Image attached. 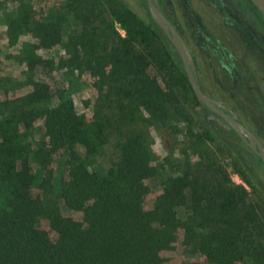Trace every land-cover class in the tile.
I'll use <instances>...</instances> for the list:
<instances>
[{
    "label": "rangeland",
    "instance_id": "rangeland-1",
    "mask_svg": "<svg viewBox=\"0 0 264 264\" xmlns=\"http://www.w3.org/2000/svg\"><path fill=\"white\" fill-rule=\"evenodd\" d=\"M88 1L91 8L94 7V18L91 17L94 25L91 26L103 27L106 33L89 30L97 31L86 38L94 48L86 51L88 67L74 78L70 98L84 122H96L98 125L99 147L92 159L94 171L100 173L111 169V166L115 169L122 162L128 165L130 172L128 175L122 172L114 179L123 190L112 189V185L108 184L97 195L89 189L76 193L72 191L68 195V204L73 208L71 215L51 210L52 228L43 219H37V226L47 232L48 239L59 247L65 240L73 241V246L67 251L70 254H85L88 264H205L204 257L194 249L190 253L187 249L184 251L187 240L196 241L199 238L191 220V217H196L197 208L201 205V200H195L197 191L207 193V185L208 188L215 185L218 178L223 182L227 179L229 186L214 191L211 187L212 195L213 192L223 191L236 199L238 192L244 198L245 209L248 205L253 208L257 216L262 217L260 226L264 227L260 188L246 182L248 177L239 161L219 141L194 139L193 135L204 127V121L201 122L196 114V106L183 79L169 63L168 57L172 59V54L166 56V49L162 51L156 42L150 53L147 45L127 36V30L113 21L111 15L107 14L103 20L95 10L97 0ZM39 4V12H44L45 16L48 8L58 2L41 0ZM129 9L142 21L140 8L132 5ZM3 31L4 27L0 24V107L6 98L5 107L11 111L12 97L26 88H14V81L19 80L25 63L6 59L5 54L13 55L16 49L4 50ZM35 32L37 30L21 31L19 36L27 40ZM53 49H38L36 52L43 58H54L49 57L51 52L55 54ZM42 72L36 75L48 84V91L38 92L40 102L46 99L41 95L50 94L54 89L52 75ZM154 86L167 98L163 100L167 105L164 106L168 116L166 124H155L150 113L143 110V106L138 107L147 103L146 97L154 93L151 89ZM143 87H147V93L138 95ZM12 88L17 91L13 93ZM44 119L43 116L33 120L34 126L41 132ZM170 124L174 127L170 128ZM186 128L191 130V136H188ZM44 140L51 145L47 136ZM73 151L86 157L78 144L73 145ZM186 165L189 171L192 169L199 175L200 187L197 191L190 189L191 205L187 202L188 195L175 197V183ZM35 166L29 162L28 176L34 173ZM45 178L44 175L41 181ZM26 188L27 197L35 204L38 197L44 194L37 188L28 185ZM167 192L172 194L168 196ZM122 199L130 201L122 202ZM28 206L31 204L24 207L28 209ZM159 217L160 220H156ZM244 219L247 220L246 217ZM250 235L260 243L264 242L258 233L250 232ZM248 250L257 252L259 264H264V249L250 245Z\"/></svg>",
    "mask_w": 264,
    "mask_h": 264
},
{
    "label": "trees",
    "instance_id": "trees-1",
    "mask_svg": "<svg viewBox=\"0 0 264 264\" xmlns=\"http://www.w3.org/2000/svg\"><path fill=\"white\" fill-rule=\"evenodd\" d=\"M40 1L0 0L4 50L16 49L15 54H5V57L25 63L19 80L14 81V88L26 87L12 97L11 111L5 107L8 101L6 98L0 107V264H88L85 254H70L67 251L73 246V241L65 240L59 247L48 239L47 232L37 226V219H43L52 228L49 218L51 210L71 215L73 208L68 204L69 193L89 189L97 195L108 184L112 185V189L123 190L114 179L120 177L122 172L126 175L130 172L128 165L122 162L115 169L111 166V169H104L100 173L94 171L92 159L99 147L98 125L96 122H84L76 113L70 98L74 78L88 67L86 51L94 48L91 42L87 43L86 38L97 31L89 30L106 32L102 30L103 27L91 26L94 25L91 21V17L94 18V7L91 8L88 0H55L58 4L50 6L45 16L42 14L44 12H39ZM97 3L95 10L103 20L107 14L111 15L113 21L127 30V36L147 45L150 53L156 42L162 51L166 49V56L171 54L158 38L160 31L153 23L140 21L119 0H97ZM50 19L55 22L52 23ZM33 30L37 32L30 39L20 38L19 32ZM52 47L55 54L51 52L49 57L54 58H43L36 52L38 49L48 50ZM172 59L168 57L171 67L183 79V83H187L179 58L173 56ZM80 65L82 68H79ZM40 72L52 75L51 85L54 88L50 94L41 95L46 97L41 102L38 92L47 93L48 84L36 75ZM14 88L13 93L17 91ZM186 88L191 92L188 85ZM151 89L154 93L146 97L147 103L138 107L143 106L142 109L150 113L155 124H166L168 116L163 100L167 98L157 86ZM136 92L138 94V89ZM146 93L147 87H143L139 89L138 95ZM43 116L45 119L41 123V132L34 126L33 120ZM169 127L174 126L170 124ZM186 129L188 136H191V130ZM213 132L215 136L202 126L201 131L193 136L196 141L217 140L235 155L247 174L246 182L260 188L264 209V172L259 157L238 138L226 135L223 128L216 127ZM46 136L51 140V145L45 143ZM76 144L83 149L85 158L73 151V145ZM29 162L36 164L31 176L27 174ZM188 167L186 165L180 171L181 177L175 183V197L184 198V195H188L187 202L191 205L190 189L197 191L200 184L199 175L192 169L189 171ZM44 175L46 178L41 181ZM27 185L44 193V196L38 197L36 204L27 197ZM224 186H229L227 179L223 182L218 178L215 185L209 188L207 185V193L197 191L198 197L195 200H201V205L197 208L196 217H191V220L195 223L199 238L196 241L187 240L184 251L187 249L190 253L194 249V252L204 257L205 264H259V254L248 249L250 245L264 249V242L260 243L250 235V232L258 233L264 238V227L260 226L262 217L257 216L249 205L245 209L244 198L238 192L236 199L223 191L213 192L212 195L211 187L214 191ZM171 194L167 192L168 196ZM121 201L127 202L130 199ZM29 203L31 206L26 209L24 206ZM156 220H160V217Z\"/></svg>",
    "mask_w": 264,
    "mask_h": 264
},
{
    "label": "flooded vegetation",
    "instance_id": "flooded-vegetation-1",
    "mask_svg": "<svg viewBox=\"0 0 264 264\" xmlns=\"http://www.w3.org/2000/svg\"><path fill=\"white\" fill-rule=\"evenodd\" d=\"M119 1L128 8H140L142 21L153 23L163 46L179 58L151 19L145 0ZM156 7L185 43L200 90L217 101L223 112L236 116L264 146V17L257 7L250 0H156ZM179 62L184 73L180 58ZM189 93L196 114L212 136L213 129L220 127L244 144L230 127L208 120L209 110Z\"/></svg>",
    "mask_w": 264,
    "mask_h": 264
},
{
    "label": "water",
    "instance_id": "water-1",
    "mask_svg": "<svg viewBox=\"0 0 264 264\" xmlns=\"http://www.w3.org/2000/svg\"><path fill=\"white\" fill-rule=\"evenodd\" d=\"M149 15L153 22L160 28V30L166 35L169 43L172 46V50L176 52L179 56L184 74L186 76L187 82L189 84L190 90L195 97L196 101L203 104L208 110L207 114L208 120H216L218 123L222 124L224 127H230L237 136L244 142V144L257 156H259L262 163V169L264 171V146L261 144L259 139L249 130L247 127L242 125L237 121L236 116H231L228 113L223 112L218 108L219 103L213 98L205 95L199 88L194 76V65L193 59L181 39L178 33L172 28L166 18L156 7V0H145ZM260 11L264 17V0H250ZM216 113L224 121H220Z\"/></svg>",
    "mask_w": 264,
    "mask_h": 264
}]
</instances>
